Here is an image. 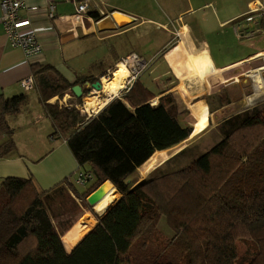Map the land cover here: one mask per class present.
<instances>
[{"label": "trees", "instance_id": "obj_1", "mask_svg": "<svg viewBox=\"0 0 264 264\" xmlns=\"http://www.w3.org/2000/svg\"><path fill=\"white\" fill-rule=\"evenodd\" d=\"M41 70L32 68L42 108L64 138L77 171L93 180L83 192L74 191L76 196L84 201L108 181L120 197L96 212L107 210L67 252L42 196L55 206V198L74 187L72 180L39 191L30 178L3 179L0 264H264V101L222 121L219 141L189 166L132 180L157 153L193 132L182 117L187 111L167 92L172 75L150 87L138 74L123 94L75 128L69 120L72 108L47 103L65 92L73 95L72 86L60 79L42 82ZM96 80L88 78L91 84ZM23 101L22 94L0 96V135L8 137L0 156L15 149L5 117L19 111ZM50 212L54 217L55 208ZM162 217L171 239L152 253L148 245ZM241 237L250 243L242 254L236 246Z\"/></svg>", "mask_w": 264, "mask_h": 264}, {"label": "crops", "instance_id": "obj_2", "mask_svg": "<svg viewBox=\"0 0 264 264\" xmlns=\"http://www.w3.org/2000/svg\"><path fill=\"white\" fill-rule=\"evenodd\" d=\"M80 1L82 0H24L25 5L18 10L17 16L19 20H27L29 24L22 27L21 31L34 33L40 46V52L29 58L25 57L20 48L10 45L0 21V96L9 98L24 95L19 111L5 117L7 125L13 130L11 139L15 149L0 156V183L7 177L30 178L35 187L43 191L65 178L72 180L77 171L65 140L55 132L39 101L37 74L33 78V89L25 91L20 86L23 78L33 77L32 68L36 71L37 67L42 68L39 75L44 83L60 79L70 86H81L80 104L72 105L78 98L68 92L64 93L59 104L73 109L71 115H76L74 119L77 128L79 121L94 116L108 102L128 89L135 77L131 79V70L126 61L133 55L139 61H144L143 56H147L153 44L159 41V37L155 38V31L165 35L159 47L150 53L152 60H157L154 67L160 72L157 78L172 75V86L167 92H175L178 96L175 87L179 80L172 70L177 62L170 66L166 59L176 47L181 46L191 55L194 63L192 75L196 78V68L201 65L202 69H206L207 62H210V73L207 75H214L215 72L226 73L233 69L231 67L236 68L251 61L257 54L255 58L259 59L264 53L259 51L249 58L219 65L217 53L220 51H215V55L211 51V46H223L228 36V27L233 29V34L239 40L244 38H239L235 26L244 22L243 14L249 9L264 7V0H92L91 10L87 14H78L75 4ZM51 3L54 10L52 17H49L47 6ZM90 12H96L98 16L94 18ZM246 24L249 25V29L245 28L248 31L258 26L255 23ZM120 62L125 63L130 73L121 88L116 94L110 95L101 108L96 106L90 112L84 110L87 98L103 100L106 97L102 87L100 91L91 87L88 78L101 81L100 78L111 74ZM186 66L187 72L183 76H177L189 74V67ZM197 79L200 81V78ZM192 81L195 80L184 82L188 92L191 95L202 92L198 97L201 98L204 91L193 93V86L189 85ZM56 98L58 97L50 98L47 103H54ZM7 140V136L0 135V146ZM110 186L111 197L101 201L98 206L94 205L91 208L93 213L97 214L107 202L120 197L111 184ZM91 223L92 220L82 223L69 235L63 244L67 252L90 230ZM95 223L96 221L91 227Z\"/></svg>", "mask_w": 264, "mask_h": 264}, {"label": "rangeland", "instance_id": "obj_3", "mask_svg": "<svg viewBox=\"0 0 264 264\" xmlns=\"http://www.w3.org/2000/svg\"><path fill=\"white\" fill-rule=\"evenodd\" d=\"M244 22H239L240 26H235V30H241L243 33H248L247 36L244 35V38L239 40L236 34H233V29L228 27V36H226L223 46H211L213 55H215V51H220V53L216 52L218 54L217 61L219 65L229 64L239 59H246L249 58L253 53L264 51V32L255 33L253 36H251L249 32L254 31L255 28H250V31L246 30L245 28L249 29V25L246 24L247 22ZM256 28L262 29L263 27L262 25H258ZM164 36L165 35L162 32L155 31V38L159 37V41L157 44H153L152 48H150L151 51L147 53V56H143L147 65L146 69L141 71L143 72L141 77L146 79L150 87H152L151 85L154 84L160 73L158 70L154 69L156 66L155 62L157 60L153 61L152 55L150 53L154 52L159 47V43L163 41ZM256 56H254V58ZM166 59L168 60L170 66H172L175 62L182 61L185 62V64L189 67V74L187 76L179 77L175 75L179 80L175 90H177L182 100L178 95H176L175 92H173L172 95L176 97L178 104L180 103L181 107L179 109L187 111V113H183L182 115L185 123L190 124L194 129V124L197 119H203V126L201 129L202 132L198 133V135H195L192 138L189 136V138L184 142L162 152L160 157L158 156L152 165L143 171V173H141V168H139L133 175L132 180L148 178L151 177V175L154 177L163 173L166 174L177 168L189 166L191 164L190 162L194 158H196L201 153L206 152L219 141L221 136L217 131V126L222 121L233 116L234 114L249 110L264 101V71L259 70L260 67H264V57L247 61L236 68L231 67L233 69L229 68L230 70H228L226 73L215 72L214 75H207L208 77L206 76L200 79V81L192 75L194 63L191 59V55H188L181 46H178L172 50L166 56ZM140 67L141 66H136L137 69ZM160 69L162 68L160 67ZM141 72L138 74H141ZM138 74H135V76ZM257 75L259 79L258 89L254 84V77ZM105 77H111V74ZM189 79L195 80L189 84L193 86V93L201 90L204 91V95L201 98L198 97L203 94L202 92L196 95H191L188 92L184 82ZM101 94L102 93H99V95ZM56 100L61 101L62 98L58 97L53 102L57 103L58 101ZM78 101L79 100L76 99V101L72 102V105H74V103L78 105ZM155 101L156 100H153L151 102L154 104ZM75 116V114H73V116L71 115L69 119L71 124L76 123L74 119ZM234 139H236V137ZM92 183L93 180H91L87 185H91ZM83 190L84 185H74V187L69 185L68 192L59 194L57 196L58 198H55V206L45 202L46 196H42V200L45 203L46 209L52 216V221L57 231L61 234L63 244L68 239L69 234H73L77 227H79L82 223H87L88 221L92 220V225L98 217H102L107 211L106 210L101 216L93 213L91 209L92 207H90L85 201L86 198H84V201H82L75 194V192L81 193ZM54 208L55 212H53V217L50 211H52ZM58 220H63V222L59 224L57 223ZM91 225L89 229L94 226L93 225L91 227ZM64 227L66 228L64 229ZM157 228L158 232L155 238L148 245V250H150L152 253H156V251L164 249L166 242L171 239L172 232L167 227L164 217L160 218L158 221ZM67 229L69 230L63 234ZM70 238L73 239L72 236ZM249 244L250 243L248 239L245 237L236 239V246L239 253L241 254L250 246Z\"/></svg>", "mask_w": 264, "mask_h": 264}, {"label": "built area", "instance_id": "obj_4", "mask_svg": "<svg viewBox=\"0 0 264 264\" xmlns=\"http://www.w3.org/2000/svg\"><path fill=\"white\" fill-rule=\"evenodd\" d=\"M92 0H82L75 4V10L78 14H87L91 10ZM24 0H0V11L4 33L9 43L13 47L20 48L25 55V57H32L40 52V46L36 39V36L32 32H22L21 28L27 26L29 23L27 20H19L17 12L19 9L24 7ZM54 10V5L51 3L47 6L48 16L52 17V12ZM98 10V9H97ZM243 20L247 23H255L257 25H262V29L255 28L254 31L249 32L251 36L255 33L264 32V7L257 6L249 9L245 14H243ZM240 37L248 35V33H243L240 30L237 31ZM250 36V37H251ZM129 69L131 70V79H133L135 74L140 73L146 68L145 61H139L136 56H131L127 61ZM136 66H141L139 69ZM33 77L28 76L20 81V86L23 90L29 91L33 89ZM58 101V100H56ZM58 106L60 101L57 102ZM66 106V105H65ZM69 107V106H68ZM92 177L89 173L78 170L72 179L74 185H85Z\"/></svg>", "mask_w": 264, "mask_h": 264}, {"label": "bare ground", "instance_id": "obj_5", "mask_svg": "<svg viewBox=\"0 0 264 264\" xmlns=\"http://www.w3.org/2000/svg\"><path fill=\"white\" fill-rule=\"evenodd\" d=\"M262 57H264V53L260 55V58H262ZM254 59H257V58H254ZM209 68H210V62H207V68L206 69H202L201 65H199L198 68H196L197 78L201 79L205 75L209 74L210 73ZM172 70L176 75L183 76L187 72V66L184 62H177L173 65ZM259 70L264 71V67H260ZM128 75H129V71H128L127 66L125 65L124 62H120L116 66L115 70L111 73V77H101L100 78L102 91L106 94V97L103 100H97V98H95V97H90V98L86 99L85 107L83 109L86 110L87 112H90L91 110L95 109L96 106L97 107L99 106L98 108H101L103 105H105V103L108 100V98L110 97V95L116 94L118 92V90L122 86L124 79H126L128 77ZM254 84H255L256 88L258 89V87H259L258 75L254 77ZM254 95H256V94H254ZM252 98H254V97H252ZM202 120L200 118L197 119V121L194 124V129H193V132H192L190 138H192L195 135H198V133L202 132L201 131L202 126H203ZM161 154L162 153H157L153 159H151L146 165L141 167V169H140L141 173H143V171L148 169L152 165L154 160L157 159L158 156L160 157ZM111 190H112L111 186L108 182H105L104 184H102L100 186L101 199L99 200L98 203L95 204V206H98L101 203V201H103V200L105 201L108 198H110L111 197L110 196Z\"/></svg>", "mask_w": 264, "mask_h": 264}, {"label": "water", "instance_id": "obj_6", "mask_svg": "<svg viewBox=\"0 0 264 264\" xmlns=\"http://www.w3.org/2000/svg\"><path fill=\"white\" fill-rule=\"evenodd\" d=\"M91 87L94 90L100 91L101 90V83L99 80H96L94 83L91 84ZM71 92L75 98L81 97L82 94V88L80 85H74L71 88ZM101 199V192H100V186L95 189L93 192H91L85 199L86 203L93 207L96 203L99 202Z\"/></svg>", "mask_w": 264, "mask_h": 264}]
</instances>
